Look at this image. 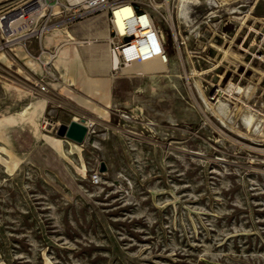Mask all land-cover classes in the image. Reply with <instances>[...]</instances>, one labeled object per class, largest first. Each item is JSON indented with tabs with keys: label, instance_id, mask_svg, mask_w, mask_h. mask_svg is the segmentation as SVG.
Segmentation results:
<instances>
[{
	"label": "rangeland",
	"instance_id": "1",
	"mask_svg": "<svg viewBox=\"0 0 264 264\" xmlns=\"http://www.w3.org/2000/svg\"><path fill=\"white\" fill-rule=\"evenodd\" d=\"M133 1L160 30L167 69L96 67L112 80L105 99L49 101L33 120L57 55L44 66L0 51V264H264V122L252 133L241 120L245 109L264 119V0H191L187 25L178 0ZM104 25L73 22L47 35L45 53L64 30L85 42ZM81 48L88 66L105 56ZM230 84L249 91L229 95ZM78 113L94 122L82 144L55 132Z\"/></svg>",
	"mask_w": 264,
	"mask_h": 264
},
{
	"label": "built area",
	"instance_id": "2",
	"mask_svg": "<svg viewBox=\"0 0 264 264\" xmlns=\"http://www.w3.org/2000/svg\"><path fill=\"white\" fill-rule=\"evenodd\" d=\"M127 5L134 11L131 17L122 12ZM90 16L103 19L109 54L117 61L118 67L153 58L167 63L164 39L152 15L133 0H0V51L7 53L18 47L29 60L46 66L56 55L45 53L48 47L43 41L47 35ZM125 38L129 39L125 41ZM33 40L39 49L37 55L30 49ZM44 53L47 61L43 62ZM38 89L41 92L46 90L42 78ZM43 126H46L44 121ZM90 181L97 184V172L90 176Z\"/></svg>",
	"mask_w": 264,
	"mask_h": 264
},
{
	"label": "bare ground",
	"instance_id": "3",
	"mask_svg": "<svg viewBox=\"0 0 264 264\" xmlns=\"http://www.w3.org/2000/svg\"><path fill=\"white\" fill-rule=\"evenodd\" d=\"M190 2H191V0H178L177 1V8H176L177 9V18L180 20V22L185 23L186 25L188 24V18H189L188 17V12H189L188 4ZM122 12L124 15H126L128 17H131L134 15V11L132 10V8L129 5L125 6L122 9ZM96 17L98 18V16H96ZM62 36H64L65 39L61 40L60 38ZM106 37H107V32H106L105 25H104L103 31L96 30L94 35L93 34H87L85 37L86 38L85 42H83L81 40L77 41L68 30H64L62 33L57 34V37H55V39H53V42L54 43L57 42V44L55 45V52L59 58H61V56L63 57L62 60L67 55V52H66L67 49H65V48H67V46H69V45H71L72 50L74 48L73 46L75 45V46L84 47V48H86V50H89V52H99V51L103 52L105 54L103 60H96L94 58H91L89 60V63H88L89 66L88 67L90 70L98 67V68H101L102 70H104L106 73L111 72L112 75H126L127 77H134V76L141 77V76H145V75L154 76L155 74H158V73L161 74V72H166V69H167L166 63L163 62L160 58H153V59L141 62V63H132L131 65H129L127 67H121V68L118 67L117 61L112 60L111 55L109 54V50H108L107 45L105 46V48H102V47L97 48L95 46L96 42L94 43V41L96 39H104ZM92 38H94V39H92ZM93 43H94V45H93ZM61 48H63V49H61ZM58 71H59L60 78L64 81L65 84H68L69 79L66 76L65 72H63L61 69H59ZM196 85H198V84H196ZM230 90H234V93L235 92L236 93H241V92L247 93L249 91V90H247V88L245 90L242 87L235 85V84L234 85L230 84L229 90L225 91V92H228V94L231 95ZM200 94H201V97L204 100L207 108L210 109L208 102L206 101V99L204 98V96L202 95L201 92H200ZM248 95L249 94H247L246 96H248ZM215 109H216L215 113L219 116L218 117L219 120L221 122H223L221 115L227 113L226 105L221 101V102H219V104L217 105V107ZM22 111L23 112L18 114L19 116L25 117L26 115H28V109L27 108L23 109ZM74 119H77V118H74ZM241 120H242V124L245 125L247 130L249 132H252V133L260 131L261 130V128H260L261 123L264 122V119H261V118L255 122V117H254L253 112H251L250 110H246V109L241 115ZM44 122L46 123V126H49V127H52L54 125L53 122L50 120L45 119ZM88 124H90V126H91L90 128H92L94 125V122L91 120V121H89Z\"/></svg>",
	"mask_w": 264,
	"mask_h": 264
},
{
	"label": "crops",
	"instance_id": "4",
	"mask_svg": "<svg viewBox=\"0 0 264 264\" xmlns=\"http://www.w3.org/2000/svg\"><path fill=\"white\" fill-rule=\"evenodd\" d=\"M95 31V29H90L88 31V34L94 35ZM98 40L100 39H96L94 42H97ZM102 41L105 43V38L102 39ZM100 45H103V47H105L107 44L105 43ZM73 47V50L71 48V45L65 48L68 51L66 50L67 55L63 60L62 56L61 58L57 56L56 60L54 61L53 65L56 68L55 74H58L59 77L57 78L56 83H54L53 86H50L51 88H49L50 90L47 91L48 93L40 92L37 88L34 89L37 98L39 97L41 101H36L35 113L31 114L29 111V116L32 117L33 120L35 117H39L41 113H43L48 107L51 106L48 104L49 101H51V103L53 104H56L58 100H64L65 102L71 104L72 101H76L78 99L92 100V102H94V99L107 98V93L110 91L112 85V80L108 77L109 74H104L99 69L90 70L87 65V60L82 61L76 56V53L80 50V46L74 45ZM81 49L85 53V50L83 48ZM87 53L89 54L88 51ZM59 69L65 72L66 76L68 77V84H65L64 81L60 78L58 71ZM84 105H86L85 102H83L81 106L84 107ZM27 109L29 110L30 107ZM85 114L86 113H78L77 115L71 116L67 123L74 118H84L86 122L89 123V121H91L92 119Z\"/></svg>",
	"mask_w": 264,
	"mask_h": 264
},
{
	"label": "water",
	"instance_id": "5",
	"mask_svg": "<svg viewBox=\"0 0 264 264\" xmlns=\"http://www.w3.org/2000/svg\"><path fill=\"white\" fill-rule=\"evenodd\" d=\"M129 38H125L127 41ZM89 126L84 118H77L70 120L67 124H58L56 127V135L65 138L76 144H82L86 135L89 132ZM106 170V166L103 162L100 163L99 171L103 172Z\"/></svg>",
	"mask_w": 264,
	"mask_h": 264
}]
</instances>
